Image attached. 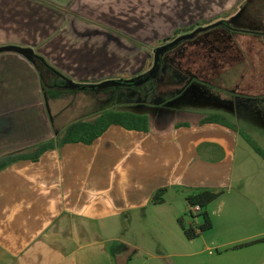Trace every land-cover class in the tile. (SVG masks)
Listing matches in <instances>:
<instances>
[{"label":"crops","instance_id":"1","mask_svg":"<svg viewBox=\"0 0 264 264\" xmlns=\"http://www.w3.org/2000/svg\"><path fill=\"white\" fill-rule=\"evenodd\" d=\"M241 1L0 0V47L30 49L75 84L94 86L148 72L146 65L137 72L119 67L118 44L135 26L164 42L173 38L163 36L167 26L176 32ZM243 5L240 27H220L227 31L222 49L209 50L176 91L177 98L190 83L208 85L217 101L154 104L156 89L134 101L128 88L79 87L53 99L25 55L0 54V264H264V159L239 132L264 150V28L254 32L244 23L261 14L264 27V0ZM191 31L178 38L192 40L198 33L190 38ZM136 41L146 40H129ZM68 95L73 98L64 101ZM107 111L146 116L148 130L112 125L89 145L6 162ZM210 115L239 131L204 123ZM161 190L164 202L153 203ZM203 190L221 193L206 209L213 228L189 240L178 220H187L189 198Z\"/></svg>","mask_w":264,"mask_h":264},{"label":"trees","instance_id":"2","mask_svg":"<svg viewBox=\"0 0 264 264\" xmlns=\"http://www.w3.org/2000/svg\"><path fill=\"white\" fill-rule=\"evenodd\" d=\"M215 26L221 27L225 26L231 28L226 22H221ZM197 29L191 35L190 38H193L196 32L204 31L209 29ZM186 39L184 38H176L170 44H164L163 46L156 47L153 49V64L150 72H146L142 75L131 77L128 79H119L115 81H106L99 85H77L71 79H69L66 75L61 73L59 70L54 68L50 63L40 55H37L30 49H26L24 47L18 46H5L0 47V54L6 52H16L25 55L37 68L42 77L43 86L49 97L53 99H57L62 97L65 93L74 92L75 87H79L85 90H100L104 88H112L116 90H121L123 88H128L134 92H136L142 99L146 98L148 92L150 90H155V87H152V82L160 79L161 74V59L160 54L164 50V47L168 46L166 50H170L173 47L179 45ZM158 52V54H156ZM156 65V68H155ZM43 71L47 73H51L53 75L52 80L46 79L43 77ZM151 79L142 84L146 78L150 77ZM115 82V83H114ZM204 123H217L228 128H231L235 131H239L238 127L228 121L225 117L221 115H210L205 120ZM112 125L122 126L127 130L133 131H142L145 132L148 130L149 121L146 116H141L129 112H117V111H107L98 116L96 119L90 121H81L70 126L64 135L58 139L57 141H51L48 143H44L36 148V150L31 154H17L12 155L6 158V162L13 163L18 160L30 159L32 161H37L40 156L52 149L57 147H62L66 144L70 143H83V144H91L100 137L106 130ZM242 136L248 141V143L252 146V148L264 159V150L261 149L255 141L246 133L239 131ZM166 190L158 191L154 197L152 202L155 204H161L164 202V195ZM221 196V193H215L209 190H203L199 192L196 196L189 198L188 203L189 207L199 206L201 208L200 216L203 218V224L198 225L196 221V217L192 215L190 212L188 215L191 217V221L187 222V220L183 217L178 220V223L182 227L184 234L187 239L193 240L196 239L200 234L205 233L213 228L212 221L208 212L206 211L207 207L216 201Z\"/></svg>","mask_w":264,"mask_h":264},{"label":"rangeland","instance_id":"3","mask_svg":"<svg viewBox=\"0 0 264 264\" xmlns=\"http://www.w3.org/2000/svg\"><path fill=\"white\" fill-rule=\"evenodd\" d=\"M129 1V0H128ZM136 2L135 5H142L141 3L145 0H134ZM244 0H242L234 9H232L230 12H223L222 9H216L209 17L206 15H202L197 20V23L193 26H188L186 24L181 25L178 29V31L174 32V26H167L165 34H161V36H173V39L178 38L180 34L187 32L188 30H192L193 33L196 28H201L205 26H210L209 29H207L206 32L199 30L195 38L192 40H184L179 45L173 47L170 50L162 51L160 54L161 59V74L160 79L156 83V81L152 82V87H155L157 84V87L155 88L157 92H159L160 97L157 96V98H153V100L156 101H150L154 104H159L162 101H190L191 98L195 99L196 101H217L218 99V93L216 90H212L210 87L203 86V88L199 89L196 86H192L193 83H190L188 87H185L184 91H180V95L176 98V95L178 94V89L186 85L187 80L185 77L190 78L191 76V70L193 66H196L199 64V61H202L205 63L207 60L208 52L212 49H222L223 45V34L227 33V31L224 28H220L218 26H215L219 23H221L223 20H226L227 24L231 27H240L238 24V18H239V12L243 11L245 8L243 4ZM155 6L158 5V2H155ZM242 6V7H241ZM140 7V6H138ZM242 9V10H241ZM135 12H140L138 9L135 10ZM261 14L258 16H247L245 19L246 26H249L251 28L250 30H253L254 32L258 31V29H263V25L260 24L261 22ZM250 17H254L253 19H250ZM259 17V18H257ZM259 24V25H258ZM262 26V27H261ZM129 29L132 28V25L129 23V25L125 26ZM223 27V26H221ZM107 28V27H104ZM133 33H128L123 35L124 40L120 41L118 44V56H119V67L122 69H127L129 71L137 72L141 68H143L146 65V71H150L152 64H153V49L159 46H163L165 42L157 41L152 42V39L154 38L153 32L150 34V31H146L145 33L138 29V26L134 27ZM174 32V34H173ZM209 33V34H208ZM211 34V35H210ZM131 38H143L146 41H136L134 43L135 46L131 45ZM129 39V40H128ZM151 39V40H150ZM133 44V43H132ZM141 46V47H137ZM113 47V46H112ZM144 47V48H142ZM114 49V47H113ZM149 50V52H148ZM149 53H151V56L149 57ZM148 57L150 58L148 61ZM148 61V63H147ZM147 63V64H146ZM98 93H101V90H97ZM158 94V95H159ZM134 95V101H143L139 97L137 93ZM96 97V96H95ZM162 97V99H161ZM214 97L213 99H211ZM73 97L68 95L65 97L64 101H69ZM75 99H85L87 101L94 100V96L90 94H76L74 97ZM196 217V220L202 224L203 218L199 214L194 215ZM191 221V217L188 215L187 222ZM150 253L154 256L159 254V249L156 243L151 242L149 245ZM130 264H162L158 260L150 259L148 261H142V260H136L133 263Z\"/></svg>","mask_w":264,"mask_h":264},{"label":"built area","instance_id":"4","mask_svg":"<svg viewBox=\"0 0 264 264\" xmlns=\"http://www.w3.org/2000/svg\"><path fill=\"white\" fill-rule=\"evenodd\" d=\"M189 212L192 215L199 214V213H201V208L199 206L189 207Z\"/></svg>","mask_w":264,"mask_h":264},{"label":"water","instance_id":"5","mask_svg":"<svg viewBox=\"0 0 264 264\" xmlns=\"http://www.w3.org/2000/svg\"><path fill=\"white\" fill-rule=\"evenodd\" d=\"M169 41V40H168ZM168 41H164L165 43L168 42ZM168 48V46L164 47V50H166ZM156 54H158V52H156ZM155 68H156V65H155ZM151 79V76L146 78L144 81H142V84L148 82L149 80ZM115 83V82H114ZM94 87V86H93Z\"/></svg>","mask_w":264,"mask_h":264},{"label":"flooded vegetation","instance_id":"6","mask_svg":"<svg viewBox=\"0 0 264 264\" xmlns=\"http://www.w3.org/2000/svg\"><path fill=\"white\" fill-rule=\"evenodd\" d=\"M195 30H197V28L195 29ZM192 34V33H191ZM174 40V39H173ZM173 40L172 39H170L168 42H166L165 44L167 45V44H170V43H172L173 42Z\"/></svg>","mask_w":264,"mask_h":264}]
</instances>
